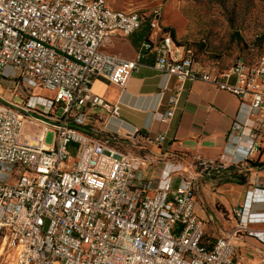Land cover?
Wrapping results in <instances>:
<instances>
[{
  "label": "built area",
  "instance_id": "built-area-1",
  "mask_svg": "<svg viewBox=\"0 0 264 264\" xmlns=\"http://www.w3.org/2000/svg\"><path fill=\"white\" fill-rule=\"evenodd\" d=\"M161 15L159 8H114L108 0H0V83L10 82L13 95L0 92V257L9 253L8 264H248L234 239L246 233L264 242V231L249 227L264 213L242 205L231 208V231L205 239L200 177L221 176V163L192 158L174 188L175 164L166 162L150 193L141 177L149 158L126 152L118 134L92 125L93 108L111 118L120 111L118 102L93 91L95 80L121 85L153 52L155 67L177 79L168 107L154 112L157 120L169 122L185 81L200 77L240 97L243 119L233 122L229 137L236 148L248 138L243 160L264 144V53L238 57L223 70L197 68ZM146 20L157 37L149 35L134 59L102 50ZM37 87L53 95L37 94ZM127 137L134 144L166 139L138 131ZM262 191L253 194L263 199Z\"/></svg>",
  "mask_w": 264,
  "mask_h": 264
},
{
  "label": "crops",
  "instance_id": "crops-1",
  "mask_svg": "<svg viewBox=\"0 0 264 264\" xmlns=\"http://www.w3.org/2000/svg\"><path fill=\"white\" fill-rule=\"evenodd\" d=\"M167 8L174 15L166 17L168 13H165L164 22L162 14L161 23L166 28H174L178 36L182 30L181 15L169 6L164 8V12ZM148 34L152 38L157 37V32H152L145 23L130 36H114L102 46V50L134 59ZM196 67L213 69L198 62ZM176 83L175 77L167 78L155 67V54L149 52L121 85L102 77L95 80L93 91L111 102H118L120 111L116 118H111L103 110L93 108L90 111L92 125L104 134H118L122 140L121 147L126 152L149 158V165L141 170V177L150 183V193L157 188L166 162L175 164L171 175V186L174 188L181 183V177L192 158L221 163L224 173L214 178L203 174L198 193L199 215L207 222L205 239L215 242L235 226L236 221L231 213L233 206L242 205L250 212L264 213V198H257L253 194V190L259 188L264 196V144L249 160L257 163V166L243 160L242 151L249 144L248 138L243 136L241 147L236 148L229 137L233 122L243 119L238 111L241 107L240 97L218 89L200 77L185 81L172 119L169 122L157 120L154 112L164 111L168 107V97ZM2 92L6 99L13 96L10 87ZM133 131H138L140 136L164 133L166 139L159 145L143 141L134 144L127 137V133ZM232 169L248 173V182H239L232 175ZM249 227L264 231V220L250 223ZM234 242L237 252L248 264L264 260V242L256 236L241 233Z\"/></svg>",
  "mask_w": 264,
  "mask_h": 264
},
{
  "label": "rangeland",
  "instance_id": "rangeland-1",
  "mask_svg": "<svg viewBox=\"0 0 264 264\" xmlns=\"http://www.w3.org/2000/svg\"><path fill=\"white\" fill-rule=\"evenodd\" d=\"M112 7L137 9L150 12L161 9L164 14L181 15L182 30L176 38L191 54L195 62L213 69H226L239 56L255 60L264 53V0H108ZM166 6L172 7L169 13ZM170 23V21H169ZM172 24V23H170ZM3 89L11 88L10 82H1ZM35 92L42 96H52L53 92L37 87ZM20 102L21 98L15 97ZM61 112L58 111L57 114ZM53 133L46 137L48 144L53 141ZM10 254L0 257V264L11 261Z\"/></svg>",
  "mask_w": 264,
  "mask_h": 264
},
{
  "label": "trees",
  "instance_id": "trees-1",
  "mask_svg": "<svg viewBox=\"0 0 264 264\" xmlns=\"http://www.w3.org/2000/svg\"><path fill=\"white\" fill-rule=\"evenodd\" d=\"M147 22V20L143 23L145 24ZM142 24V25H143ZM167 30L171 31L173 37L176 39V34H175V31L172 29V28H167ZM149 36V34L147 35V37ZM147 37L145 39H147ZM239 57H244V56H239ZM253 166H257L258 164L253 162V161H249ZM231 173L232 175L239 181V182H248V179H249V174L244 172V171H240V170H237V169H232L231 170Z\"/></svg>",
  "mask_w": 264,
  "mask_h": 264
}]
</instances>
